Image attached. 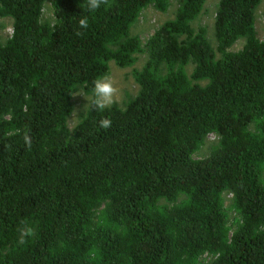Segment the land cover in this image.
<instances>
[{
  "label": "trees",
  "instance_id": "1",
  "mask_svg": "<svg viewBox=\"0 0 264 264\" xmlns=\"http://www.w3.org/2000/svg\"><path fill=\"white\" fill-rule=\"evenodd\" d=\"M263 1L220 0L214 47L206 0H178L146 43L133 26L170 0H52V19L0 0V264H264ZM144 54L138 93L70 129L75 94Z\"/></svg>",
  "mask_w": 264,
  "mask_h": 264
},
{
  "label": "rangeland",
  "instance_id": "2",
  "mask_svg": "<svg viewBox=\"0 0 264 264\" xmlns=\"http://www.w3.org/2000/svg\"><path fill=\"white\" fill-rule=\"evenodd\" d=\"M52 0H47L45 7H44V19H52ZM171 6L167 12H162L157 10L154 7L147 8L140 16L139 20L135 23L132 28V35L139 36L143 43H146L150 37H152L155 31L163 25L166 21L171 20L174 18L176 9L178 7V0H170ZM220 0H206V5L204 12L201 14L199 19L196 21L195 26L198 27H205L208 31V37L210 38L214 47H216V40L214 37V23H215V16H216V8ZM264 1L261 4L260 8L257 11L256 17V30L259 39H263L264 37ZM13 29H12V20L11 19H3L2 20V29H1V36L3 40H7L9 37L12 36ZM244 41H239L233 48L234 51H239L243 48ZM147 55H139V61L135 65L134 68H121L117 66L115 63H111V73L109 77H111L114 86L118 89V97L115 103H118L121 107H124L126 102H128L129 97L135 96L138 93L139 86L135 82L133 78V70L134 69H141L144 63L146 62ZM192 68L189 69L191 72ZM80 91L78 93H81ZM76 93V94H78ZM84 93V92H83ZM74 96L73 103H74V111L77 116H81L84 114L83 106L87 103L85 98L81 95ZM85 94V93H84ZM86 95V94H85ZM72 116L69 118L71 120ZM80 117L76 119L74 122H69V128L73 129L77 123L79 122ZM217 142V138L213 135L210 136L207 144L205 147L198 152L194 158L195 159H202L207 157L210 154L211 147ZM230 197L227 198V204L230 202ZM231 217H234V214H231Z\"/></svg>",
  "mask_w": 264,
  "mask_h": 264
},
{
  "label": "clouds",
  "instance_id": "3",
  "mask_svg": "<svg viewBox=\"0 0 264 264\" xmlns=\"http://www.w3.org/2000/svg\"><path fill=\"white\" fill-rule=\"evenodd\" d=\"M107 0H86V7L89 12L98 10L102 4H106ZM89 20L87 16H83L79 20V27L81 29H87ZM77 35H81L77 32ZM93 87L91 90V95H85L83 92L76 95H81L85 98L87 103L83 106V111L86 114L89 109L96 111H104L106 108L112 106L118 97V89L114 86L111 77L107 74L97 77L93 82ZM80 116H77L73 112V118L68 120L69 122H74ZM112 125L110 118H101L99 121V126L103 129H108ZM26 147L30 148L32 144L31 136L26 132L23 136ZM34 235V229L31 226L24 225L21 229L20 242H25L26 236Z\"/></svg>",
  "mask_w": 264,
  "mask_h": 264
}]
</instances>
